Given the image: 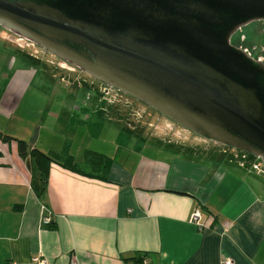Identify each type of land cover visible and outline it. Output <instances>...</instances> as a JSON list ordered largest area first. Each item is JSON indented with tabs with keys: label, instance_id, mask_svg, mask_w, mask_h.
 I'll return each mask as SVG.
<instances>
[{
	"label": "crops",
	"instance_id": "crops-1",
	"mask_svg": "<svg viewBox=\"0 0 264 264\" xmlns=\"http://www.w3.org/2000/svg\"><path fill=\"white\" fill-rule=\"evenodd\" d=\"M7 49L0 51V132L21 139L6 126L15 118L22 126L30 122L33 147L42 131L49 133L24 111L35 70L18 64ZM45 112L44 124L47 117L59 119L58 112ZM52 133L59 145L60 134ZM168 143L175 153H134L112 142L113 149L86 144L80 157L71 154L73 141L48 152L41 141L37 149L49 155L66 151L80 167L87 152L112 159L104 178L51 164L41 200L16 142L0 139V264H33L35 255L50 264H220L224 258L264 264V187L257 184L264 175L254 161L225 146L202 152V141ZM196 210L201 227L190 221ZM46 217L49 226L43 225Z\"/></svg>",
	"mask_w": 264,
	"mask_h": 264
},
{
	"label": "water",
	"instance_id": "water-1",
	"mask_svg": "<svg viewBox=\"0 0 264 264\" xmlns=\"http://www.w3.org/2000/svg\"><path fill=\"white\" fill-rule=\"evenodd\" d=\"M264 0H0V25L264 165V63L231 43Z\"/></svg>",
	"mask_w": 264,
	"mask_h": 264
},
{
	"label": "rangeland",
	"instance_id": "rangeland-1",
	"mask_svg": "<svg viewBox=\"0 0 264 264\" xmlns=\"http://www.w3.org/2000/svg\"><path fill=\"white\" fill-rule=\"evenodd\" d=\"M1 29L4 28L0 26V30ZM231 43L236 47L243 48L251 55L254 51H256L258 55H264V48L262 47L264 46V21H254L243 26L239 31L233 34ZM5 46L9 47V50H7L13 57H16V62H18V64H22V66L25 64L33 66L35 70L33 82L28 91V94L31 96L29 101L30 105L28 104L24 111L30 115L28 119L32 120L34 124L41 123L45 130H49L47 134H44L42 131L39 140L45 144L46 152L52 150L50 146L61 151L63 145L67 141L68 145L73 141L72 151L74 153L72 152L71 154H75L76 156L78 154L80 157H83L84 146L86 144L108 146V149H111V147L113 149V145H111L112 142L115 143L114 145H122V147L132 150L134 153L143 151L152 155H157L160 151L166 152V155H170V153L173 152L175 153V150L171 149L169 143L165 144L166 142L158 140L162 139V136L161 133L157 131L158 129L156 130L154 128V125H149V122H151L150 120H152L151 118L145 120L144 123H138L139 121L132 117H130L131 121L130 119L128 120V110L132 108L130 107L131 109H129L127 107V109H124L120 103L107 99L105 94H103L105 91L104 84L96 81L94 82L90 76L81 72L82 70L77 69L76 72L66 71V73H63L60 69H56L51 64H46L42 59H34L30 56V58L23 60L20 57L21 54L18 53V49L5 44L2 39H0V51H3L6 48ZM7 50H5V52H7ZM136 106L138 105L136 104ZM138 108L144 107L141 104ZM22 110L23 108L21 107V113ZM41 110L46 111L44 117L46 113H48V110L58 112L59 119L56 121L53 118L47 117V119H45L47 123L44 124L41 122ZM157 117L162 119L160 115ZM4 123L6 124L8 122L5 121ZM18 123L20 122H18L16 118L10 121L9 125L6 126L7 131L11 129V133L17 132L21 136H18L21 138L20 140H24L30 145L29 141L32 135V125L30 122L26 123V121L24 122L26 123V127ZM52 132L60 134V136H58L59 145L55 143L53 138L57 137H54L55 135ZM138 132H140L141 137L138 136ZM187 139L194 143H199L201 141L200 138L193 134H190ZM170 140L178 141L174 137ZM40 142H38L36 146L40 145ZM202 143L204 144L202 152H204L205 146H218L205 139ZM221 150H227L226 152L228 153L231 152L228 147H226V150L225 147L224 149L222 147ZM233 151L235 155L238 154L237 157L239 158L248 155L241 151ZM250 159L263 165L259 159L252 156H250ZM262 169L264 170V167ZM251 171L255 175L256 170L251 168ZM251 177L254 178V176ZM259 179L257 184L264 187V177L261 175Z\"/></svg>",
	"mask_w": 264,
	"mask_h": 264
},
{
	"label": "flooded vegetation",
	"instance_id": "flooded-vegetation-1",
	"mask_svg": "<svg viewBox=\"0 0 264 264\" xmlns=\"http://www.w3.org/2000/svg\"><path fill=\"white\" fill-rule=\"evenodd\" d=\"M1 27H3V26H1ZM237 31H239V29ZM0 36L3 38V40H5L6 42L8 41L12 46L17 47L19 50L28 54L32 58L42 59L46 64H48V65L51 64L56 69H60L63 73H66V71L76 72L77 69L81 70L80 68L68 63L67 61L63 60L59 56L55 55L54 53H51L50 51L32 43V42H29V41L17 42V38H18L17 35H15L16 39L13 40L11 38L12 33L9 32L8 30H6L5 28L0 30ZM232 37H233V35H232ZM232 37H231V39H232ZM262 47L264 48V46H262ZM239 48H241V47H239ZM241 49L244 50L243 48H241ZM244 51L247 54H249L246 50H244ZM249 55L251 57H253L254 59L260 60L264 63V55H262V54L258 55L256 51H254L252 55L251 54H249ZM81 72H84V71L82 70ZM84 73H86V72H84ZM87 75L90 76V78L94 82L96 81V82H100V83L104 84L105 91L103 94H105V97L107 99L112 100L116 103H120V105L123 106L124 109H127V107L129 109L132 108L131 110H128V113H129V115H127L128 120L130 119V117H132L135 120H138L139 121L138 123H140V122L144 123L145 120H148L151 118L152 120H150L151 122H149V125H151V126L154 125V128L156 130L158 129L157 131L160 132L161 136H162V139H158V140H160V141L162 140V141L166 142V141H171L170 139H172L174 137L179 142H187L188 141L187 137L190 134H193L192 132L188 131L184 127L175 123L170 118L161 114L160 112H158L157 110L148 106L144 102L138 100L137 98H135V97H133V96H131L125 92H122L121 90H119L117 88L108 86L106 83L100 81L99 79H97V78H95L89 74H87ZM102 90H103V87H102ZM136 104L138 106L142 104L144 108H138V106H136ZM142 109H143V111H142ZM158 115H160L161 118L164 120L157 117ZM130 121H131V119H130ZM160 123H162V124H160ZM193 135H195V134H193ZM197 137L200 138L199 136H197ZM200 140L203 141L204 139L200 138ZM228 149H230V147H228ZM230 150L234 153L233 149H230ZM234 155H235V153H234ZM244 158H250V157H248V155H247L246 157L244 156ZM253 167L256 168L257 171H259L261 174L264 175V170L262 169L264 166L261 163L254 161Z\"/></svg>",
	"mask_w": 264,
	"mask_h": 264
},
{
	"label": "trees",
	"instance_id": "trees-1",
	"mask_svg": "<svg viewBox=\"0 0 264 264\" xmlns=\"http://www.w3.org/2000/svg\"><path fill=\"white\" fill-rule=\"evenodd\" d=\"M0 139L5 142H16L19 156L28 160L32 171V188L37 198L41 200H44L47 193L48 174L51 164L56 163L68 170H75L81 174H85V176H95L98 178H104L112 164V159L93 152H87L85 155V166L80 167L66 151L61 155H49L43 153L35 146H29L24 140H20L2 132H0ZM218 146L224 147L223 145ZM237 155L238 154H236V157ZM248 156L250 157V155ZM89 169H92V171L87 173L86 171Z\"/></svg>",
	"mask_w": 264,
	"mask_h": 264
},
{
	"label": "built area",
	"instance_id": "built-area-1",
	"mask_svg": "<svg viewBox=\"0 0 264 264\" xmlns=\"http://www.w3.org/2000/svg\"><path fill=\"white\" fill-rule=\"evenodd\" d=\"M190 221L194 224H196L198 227H201V213L199 211H194L191 214L190 217ZM51 224V218L50 217H46L43 219V225L45 226H49ZM31 262L33 264H50L49 261L43 257L42 255H35L34 257H32ZM72 264H77L76 262L72 263ZM220 264H236L233 260L229 259V258H224L221 260Z\"/></svg>",
	"mask_w": 264,
	"mask_h": 264
}]
</instances>
